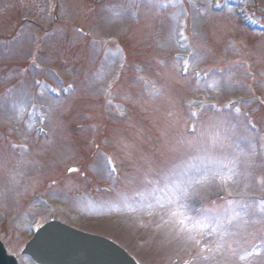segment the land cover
<instances>
[{"label": "rangeland", "instance_id": "rangeland-1", "mask_svg": "<svg viewBox=\"0 0 264 264\" xmlns=\"http://www.w3.org/2000/svg\"><path fill=\"white\" fill-rule=\"evenodd\" d=\"M16 1L0 0V40L11 36L6 28L11 18H43L41 0ZM216 1L57 0L58 19L40 20L41 27L22 25L15 40L0 42V129L5 136L17 135L16 123L29 97L24 91L18 94L19 85L8 86L22 73L30 37L40 29L54 37L41 42L39 62L76 89L67 100L52 96L47 84L37 90L49 138L41 139L34 152L15 157L9 149L4 152L7 141L0 139V238L9 254L19 256L35 221L49 219L107 238L143 264H264V225L240 220L239 210L246 206L255 212L260 205L255 200L264 201V185L256 190L264 160L255 134L242 133L237 125L249 111L262 119L264 128V110L249 99L252 90L247 89L250 83L264 101V35L248 31L238 14L245 10L264 23V0H221L218 11L212 8ZM106 41H113V47ZM119 49L127 58L125 69ZM185 61L188 72L181 76ZM120 72L124 75L118 81ZM30 77L22 87L31 86ZM46 80L61 85L52 75ZM107 94L103 105L100 98ZM245 98L238 116L232 107L215 110L216 116L209 113L214 104ZM192 112L199 118L194 137L187 135ZM26 123L30 136L34 120ZM79 124L83 129L74 131L72 126ZM109 160L120 172L118 178ZM220 164L233 170L226 182L213 175ZM174 183L187 188L192 209L240 212V223L227 226L237 233L235 253L225 247L202 261L210 244L206 240L215 244L216 237L196 244L176 235L166 223V202L161 206L147 195L153 187ZM104 184L110 192L99 191ZM92 190L93 199L87 196ZM35 195L53 199L54 210L40 205ZM256 211L264 217V206Z\"/></svg>", "mask_w": 264, "mask_h": 264}, {"label": "snow or ice", "instance_id": "snow-or-ice-1", "mask_svg": "<svg viewBox=\"0 0 264 264\" xmlns=\"http://www.w3.org/2000/svg\"><path fill=\"white\" fill-rule=\"evenodd\" d=\"M213 7L219 9L221 7L219 0L213 5ZM181 33V37H182ZM184 73L188 71V64L185 61L183 65ZM155 92H159V89H155ZM191 115L195 117L196 112H192ZM41 123L44 117H40ZM195 129H193L194 131ZM43 131V129H39ZM111 164V160L108 161ZM183 163V162H181ZM178 167V166H177ZM227 168V172H223V169ZM69 171H76L75 169H69ZM115 171V168H112ZM233 174L232 168L228 167L227 164H220L213 171V175L220 177L222 182H226L231 179ZM200 181H197L199 183ZM163 193V195L159 194ZM147 195L151 197L157 204L164 206L163 202L170 208L168 213V220L166 223L172 225L176 235L184 236L188 240L195 241L196 244L200 243L201 239L208 237H216L215 248H207L209 253H220L225 247L228 251L235 253L233 244H238L239 241L235 239L237 233L231 232L228 229V225H231L233 221L240 217V212L235 208H224V209H207V208H190L186 202L188 196L187 188H182L179 183H174L170 188L158 189L157 187L151 188ZM231 203V202H229ZM151 207V204H149ZM243 207V206H241ZM199 237V238H197ZM252 255V253H248ZM210 257L207 255L200 256L199 259L207 261ZM244 257H241L243 259Z\"/></svg>", "mask_w": 264, "mask_h": 264}, {"label": "water", "instance_id": "water-1", "mask_svg": "<svg viewBox=\"0 0 264 264\" xmlns=\"http://www.w3.org/2000/svg\"><path fill=\"white\" fill-rule=\"evenodd\" d=\"M24 254L40 264H134L115 245L55 223L45 226ZM0 264H15L1 245Z\"/></svg>", "mask_w": 264, "mask_h": 264}]
</instances>
